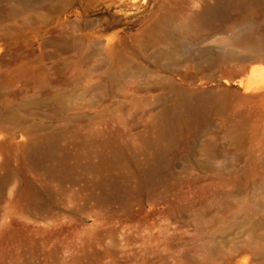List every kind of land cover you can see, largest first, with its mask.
Instances as JSON below:
<instances>
[{"label":"rangeland","instance_id":"374dc122","mask_svg":"<svg viewBox=\"0 0 264 264\" xmlns=\"http://www.w3.org/2000/svg\"><path fill=\"white\" fill-rule=\"evenodd\" d=\"M0 63V264H264V0H0Z\"/></svg>","mask_w":264,"mask_h":264},{"label":"bare ground","instance_id":"6f19581e","mask_svg":"<svg viewBox=\"0 0 264 264\" xmlns=\"http://www.w3.org/2000/svg\"><path fill=\"white\" fill-rule=\"evenodd\" d=\"M2 64L0 63V66H1ZM249 83V82H248ZM208 93H212V91H210V92H208ZM208 93H205V94H208Z\"/></svg>","mask_w":264,"mask_h":264}]
</instances>
